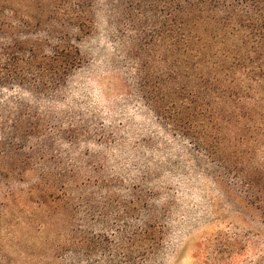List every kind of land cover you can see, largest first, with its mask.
Returning <instances> with one entry per match:
<instances>
[{
	"label": "trees",
	"instance_id": "obj_1",
	"mask_svg": "<svg viewBox=\"0 0 264 264\" xmlns=\"http://www.w3.org/2000/svg\"><path fill=\"white\" fill-rule=\"evenodd\" d=\"M134 11L168 58L147 98L158 95L159 120L216 162L264 222V0H0V264H16L7 252L24 213L21 264H159L169 200L158 202L146 171L108 174L77 154L112 135L52 110L99 13L133 23ZM257 242L219 231L194 257L203 247V263L237 264Z\"/></svg>",
	"mask_w": 264,
	"mask_h": 264
},
{
	"label": "rangeland",
	"instance_id": "obj_2",
	"mask_svg": "<svg viewBox=\"0 0 264 264\" xmlns=\"http://www.w3.org/2000/svg\"><path fill=\"white\" fill-rule=\"evenodd\" d=\"M132 16L133 23H125L121 16L113 20L99 13L95 30L79 42L85 62L71 76L64 98L52 106L54 114L69 113L102 125L112 142L100 145L90 140L80 145L77 154L96 155L108 174L135 177L138 170L146 171L158 202L169 200L159 264H205L203 247L194 257L196 247L219 231L262 244L264 222L231 177L222 178L216 162L198 154L188 139L164 126L153 110L158 95L151 103L148 92L154 90L168 58L160 61L166 54L158 51L152 23L138 11ZM29 182L12 180L11 187L25 192ZM21 199L25 204V194ZM20 218L23 239L14 246L12 233L13 247L7 252L16 264H21L17 253L25 251V213ZM261 244L257 242L259 251L237 264H264ZM209 263L214 264L212 259Z\"/></svg>",
	"mask_w": 264,
	"mask_h": 264
}]
</instances>
